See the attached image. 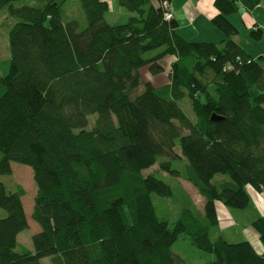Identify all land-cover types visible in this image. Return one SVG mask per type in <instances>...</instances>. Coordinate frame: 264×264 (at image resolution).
Segmentation results:
<instances>
[{
    "label": "trees",
    "instance_id": "trees-1",
    "mask_svg": "<svg viewBox=\"0 0 264 264\" xmlns=\"http://www.w3.org/2000/svg\"><path fill=\"white\" fill-rule=\"evenodd\" d=\"M20 1L0 0V13L17 20L11 69L0 76V175L12 163L33 170L40 230L34 251L17 250L30 228L26 192L0 182V264H180L182 235L214 255L208 264H264V216L251 225L259 248L210 236L220 207L244 210L264 192V64L234 40L229 20L262 0L214 1L220 46L187 40L166 19L171 0H117L130 16L116 26L105 18L110 1L78 0L84 28L64 19L68 0ZM145 72L167 74V84ZM163 174L196 189L203 218L185 208L170 228L158 217L153 195H174ZM217 175L227 179L214 183Z\"/></svg>",
    "mask_w": 264,
    "mask_h": 264
},
{
    "label": "rangeland",
    "instance_id": "rangeland-1",
    "mask_svg": "<svg viewBox=\"0 0 264 264\" xmlns=\"http://www.w3.org/2000/svg\"><path fill=\"white\" fill-rule=\"evenodd\" d=\"M46 2L47 0H22L15 3V5H29L36 8H44ZM112 5L116 7V10L106 14L108 23L111 25L115 24V26L125 24L130 16L129 12L119 7L117 1H114ZM63 13L66 21L73 19L78 21L82 28L86 27L87 21L78 0H68L63 7ZM16 22V19L9 18L7 10L0 13L1 77H6L11 69L9 32ZM247 41L244 40V45H246L249 52L254 56H257L256 54L259 52L264 53V40L263 42H259L251 38L248 43ZM164 75L167 76L165 73L161 76L163 77ZM92 122L93 119L91 120L90 126L92 125ZM157 170L158 165L145 171L144 174L147 175ZM163 175L165 177L161 175H159V177L163 178L171 185L174 195L172 198H161L153 195L158 217L163 221H167L170 228H173L175 222L180 217L181 211L185 208L196 210L198 215L203 218V198L197 193L196 189L184 179L168 177L167 174ZM224 179H227V177L224 175H217L214 178V183H218ZM0 182L5 184L9 192H16L18 187H22L26 192L22 200L30 228L19 235L18 240L20 246L17 250L20 251L21 247H24L30 251H34L32 237L39 232L40 227L31 218L35 203L34 200L37 194V186L34 181L33 170L26 165L12 163V174L0 175ZM225 208L230 215L226 212L220 211V224L211 230V239L215 240L221 235L230 243H240L245 241L253 243V234H256V232L252 229L251 225L256 219L264 216L261 209L258 208L253 196H251L249 206L244 210ZM173 252L178 257V260H180V264H208L214 259L213 254L198 250L191 246L188 237L185 235H182L176 242L173 247ZM41 263L53 264L50 258L42 259Z\"/></svg>",
    "mask_w": 264,
    "mask_h": 264
},
{
    "label": "crops",
    "instance_id": "crops-1",
    "mask_svg": "<svg viewBox=\"0 0 264 264\" xmlns=\"http://www.w3.org/2000/svg\"><path fill=\"white\" fill-rule=\"evenodd\" d=\"M107 1V0H105ZM110 1L111 8L109 12L116 10L112 3L117 0ZM215 0H171L170 8L173 12L174 19L179 24V30L181 34L191 42H206L221 45L224 39L223 34L216 29L212 24V19L216 16L217 10L214 6ZM118 3V2H117ZM119 5V4H118ZM120 7V6H119ZM106 18V16H105ZM107 20V19H106ZM230 22L237 28L238 35L235 37V41L242 46L244 51L254 59L262 58L264 64V53L259 52L254 56L244 45V40H251L250 33L255 30H262L263 34L259 42L264 40V0L260 5L256 6L253 10H248L244 6L240 8V11L229 17ZM108 22V21H107ZM115 25V24H113ZM253 39V38H252ZM254 40V39H253ZM247 41V43H248ZM257 41V40H255ZM259 56V57H258ZM175 58L169 57L161 62L162 66L169 71ZM147 80L151 81L156 87L167 84L166 75L151 76L148 72H145ZM258 208L261 209L264 214V192L252 195ZM227 212L226 208L220 207L219 213ZM254 235L253 244L259 248V239L257 234Z\"/></svg>",
    "mask_w": 264,
    "mask_h": 264
},
{
    "label": "built area",
    "instance_id": "built-area-1",
    "mask_svg": "<svg viewBox=\"0 0 264 264\" xmlns=\"http://www.w3.org/2000/svg\"><path fill=\"white\" fill-rule=\"evenodd\" d=\"M163 6L165 7V9L167 10L166 12V19L167 20H172L174 18V15L170 9V4L168 2H164Z\"/></svg>",
    "mask_w": 264,
    "mask_h": 264
},
{
    "label": "water",
    "instance_id": "water-1",
    "mask_svg": "<svg viewBox=\"0 0 264 264\" xmlns=\"http://www.w3.org/2000/svg\"><path fill=\"white\" fill-rule=\"evenodd\" d=\"M213 120H219L220 118L216 117L215 115L212 116Z\"/></svg>",
    "mask_w": 264,
    "mask_h": 264
}]
</instances>
